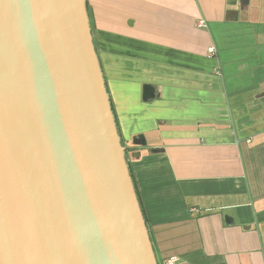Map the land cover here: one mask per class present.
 Instances as JSON below:
<instances>
[{
  "label": "crops",
  "instance_id": "crops-1",
  "mask_svg": "<svg viewBox=\"0 0 264 264\" xmlns=\"http://www.w3.org/2000/svg\"><path fill=\"white\" fill-rule=\"evenodd\" d=\"M85 5L157 263L264 264V2Z\"/></svg>",
  "mask_w": 264,
  "mask_h": 264
},
{
  "label": "water",
  "instance_id": "water-1",
  "mask_svg": "<svg viewBox=\"0 0 264 264\" xmlns=\"http://www.w3.org/2000/svg\"><path fill=\"white\" fill-rule=\"evenodd\" d=\"M0 264H158L85 0H0Z\"/></svg>",
  "mask_w": 264,
  "mask_h": 264
},
{
  "label": "built area",
  "instance_id": "built-area-1",
  "mask_svg": "<svg viewBox=\"0 0 264 264\" xmlns=\"http://www.w3.org/2000/svg\"><path fill=\"white\" fill-rule=\"evenodd\" d=\"M208 53L214 52V48L212 46L207 48ZM177 262V258L175 256H169L164 258L159 264H175Z\"/></svg>",
  "mask_w": 264,
  "mask_h": 264
},
{
  "label": "trees",
  "instance_id": "trees-1",
  "mask_svg": "<svg viewBox=\"0 0 264 264\" xmlns=\"http://www.w3.org/2000/svg\"><path fill=\"white\" fill-rule=\"evenodd\" d=\"M130 170V169H129ZM130 174H131V172H130ZM131 177H132V175H131ZM132 180H133V178H132ZM133 183H134V181H133ZM134 187H135V184H134ZM135 190H136V188H135ZM136 194H137V192H136ZM144 215V214H143ZM145 218V217H144Z\"/></svg>",
  "mask_w": 264,
  "mask_h": 264
},
{
  "label": "rangeland",
  "instance_id": "rangeland-1",
  "mask_svg": "<svg viewBox=\"0 0 264 264\" xmlns=\"http://www.w3.org/2000/svg\"><path fill=\"white\" fill-rule=\"evenodd\" d=\"M262 2H264V0H262ZM128 157H129V155H128Z\"/></svg>",
  "mask_w": 264,
  "mask_h": 264
}]
</instances>
